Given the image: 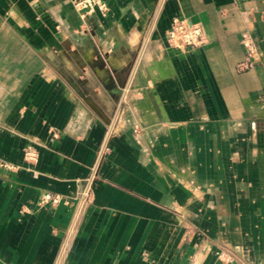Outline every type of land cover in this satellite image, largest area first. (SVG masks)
I'll return each mask as SVG.
<instances>
[{"label": "crops", "instance_id": "1", "mask_svg": "<svg viewBox=\"0 0 264 264\" xmlns=\"http://www.w3.org/2000/svg\"><path fill=\"white\" fill-rule=\"evenodd\" d=\"M74 1L0 0V264H264V0Z\"/></svg>", "mask_w": 264, "mask_h": 264}, {"label": "built area", "instance_id": "2", "mask_svg": "<svg viewBox=\"0 0 264 264\" xmlns=\"http://www.w3.org/2000/svg\"><path fill=\"white\" fill-rule=\"evenodd\" d=\"M73 7L78 12L90 13L97 9L100 13L106 12V6L103 0H75L73 2ZM167 41L175 47H197L203 41V33L199 25L192 24L188 25L185 20L175 19L173 20L170 29L166 33ZM241 64L239 68L242 66ZM124 95V93H123ZM122 95V98H124ZM101 155V151H100ZM96 165L93 167V171L95 172ZM92 177L88 181V185L92 181ZM91 194L90 187L87 186L82 191V196L85 201L88 200ZM60 201V197L58 195L44 197L41 200V203H50L51 205H56ZM84 202L82 205L79 206L78 212L80 211L81 207L85 204Z\"/></svg>", "mask_w": 264, "mask_h": 264}]
</instances>
